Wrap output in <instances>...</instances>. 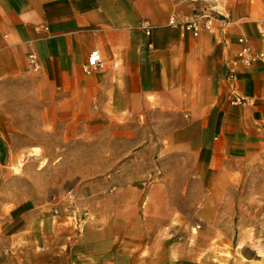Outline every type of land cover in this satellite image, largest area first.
Segmentation results:
<instances>
[{
	"label": "crops",
	"instance_id": "obj_1",
	"mask_svg": "<svg viewBox=\"0 0 264 264\" xmlns=\"http://www.w3.org/2000/svg\"><path fill=\"white\" fill-rule=\"evenodd\" d=\"M213 4L226 25L194 38L168 20L188 17L201 3L0 0V150L5 136L20 129L18 106L40 103L51 125L90 116L155 117L167 137L162 154L189 155L193 167L210 173L238 172L264 154V61L239 67L234 82L226 79V64L241 37L264 55V0ZM140 22L149 25L148 36ZM95 50L101 67L85 74ZM29 54L37 57L36 72ZM144 150L150 149L135 153ZM158 173L147 189L111 192L88 207L49 214L43 248L61 250L57 264H244L243 257L230 260L211 250V240L188 239L183 212L165 191L169 180Z\"/></svg>",
	"mask_w": 264,
	"mask_h": 264
},
{
	"label": "rangeland",
	"instance_id": "obj_2",
	"mask_svg": "<svg viewBox=\"0 0 264 264\" xmlns=\"http://www.w3.org/2000/svg\"><path fill=\"white\" fill-rule=\"evenodd\" d=\"M18 107L20 129L5 136L0 150V264L61 261L58 247L42 246L53 197L71 192L73 208L88 207L111 192L147 189L156 171L169 180L165 191L183 212L188 239L211 240V250L230 260L264 264V154L244 161L238 172L210 173L193 167L189 155L162 154L167 137L155 117L116 122L90 116L51 125L40 103ZM146 146L150 150L135 153Z\"/></svg>",
	"mask_w": 264,
	"mask_h": 264
},
{
	"label": "built area",
	"instance_id": "obj_3",
	"mask_svg": "<svg viewBox=\"0 0 264 264\" xmlns=\"http://www.w3.org/2000/svg\"><path fill=\"white\" fill-rule=\"evenodd\" d=\"M190 3H201V6L196 7L193 12L186 18L172 15L169 17L168 25L174 29H178L182 34H189L196 38L202 31L212 32L216 23L222 21L216 10L215 0H179ZM223 22V21H222ZM226 25L225 22H223ZM139 28L144 31L145 35L150 34V27L145 22L139 23ZM261 35L264 36V30H261ZM239 49L233 60L226 64V79L228 82H234L236 72L239 67H249L259 61H264V55L257 53L245 37L238 39ZM28 66L33 71L39 70V63L34 54H29L27 57ZM101 67V57L98 51H92L83 65V72L91 74ZM236 102H240L241 98H236ZM74 196L71 192L66 193L62 198L53 197L51 199L52 215H58L60 210L71 212L73 208Z\"/></svg>",
	"mask_w": 264,
	"mask_h": 264
},
{
	"label": "bare ground",
	"instance_id": "obj_4",
	"mask_svg": "<svg viewBox=\"0 0 264 264\" xmlns=\"http://www.w3.org/2000/svg\"><path fill=\"white\" fill-rule=\"evenodd\" d=\"M38 153V152H37ZM36 156H37V154H36Z\"/></svg>",
	"mask_w": 264,
	"mask_h": 264
}]
</instances>
